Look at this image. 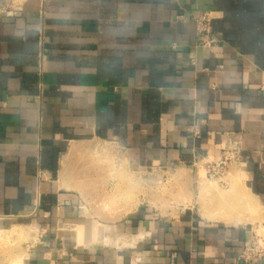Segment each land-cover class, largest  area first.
<instances>
[{"label":"crops","instance_id":"crops-1","mask_svg":"<svg viewBox=\"0 0 264 264\" xmlns=\"http://www.w3.org/2000/svg\"><path fill=\"white\" fill-rule=\"evenodd\" d=\"M0 4V264H246L264 228V0ZM200 159L228 161L225 197L250 215L142 202V169ZM102 196L117 215L90 208Z\"/></svg>","mask_w":264,"mask_h":264},{"label":"rangeland","instance_id":"rangeland-1","mask_svg":"<svg viewBox=\"0 0 264 264\" xmlns=\"http://www.w3.org/2000/svg\"><path fill=\"white\" fill-rule=\"evenodd\" d=\"M227 164L228 161L218 164L208 163L207 161L204 162L200 159V161H197L192 167H182L173 171L170 169H142V202L149 201L154 203L159 209L169 208L174 211H177V207L183 208L188 205L189 201V203L196 202V205L199 207V212L200 208H202L200 213L209 216V214L203 209V206L206 207L205 201L208 203L210 202V205L212 203L222 205V202H219V200H224L226 194L230 192L228 188V181L225 180V176H229ZM120 165L122 164L115 165L116 171L117 168L122 167ZM132 174L134 175V173ZM131 182L132 190L136 189L135 191H138V183H135L133 180H131ZM230 186L236 188L238 187L235 183H232ZM194 193H196V195H194ZM233 195L234 194L228 197V199L234 203L231 206L232 209H245L243 207L244 205L241 203L240 196L237 197ZM114 201L112 200V197H93L92 202H90V208L100 215L115 216L118 213L116 209L119 206L116 204L117 199ZM206 208L209 207L207 206ZM244 212L248 213V215L251 214V212L247 210ZM253 235H255L253 240H258L261 245L264 246V228L261 226L257 229L255 228ZM1 236L0 239L2 240L11 238L9 234ZM4 246L7 250H9V253H12L13 251L15 253V245L6 244Z\"/></svg>","mask_w":264,"mask_h":264},{"label":"built area","instance_id":"built-area-1","mask_svg":"<svg viewBox=\"0 0 264 264\" xmlns=\"http://www.w3.org/2000/svg\"><path fill=\"white\" fill-rule=\"evenodd\" d=\"M8 10V6L5 4H0V14L4 13ZM196 30L198 34L201 36L202 41L205 45H214L215 41L212 39V32H211V19L210 14L207 11L201 12L195 19H194ZM194 134H198V131H195ZM221 161L219 163H222ZM218 163V164H219ZM255 235H253L250 242L245 246L243 251L239 254V260L242 262L249 264L255 260L261 259L264 262V246L257 240L254 241Z\"/></svg>","mask_w":264,"mask_h":264},{"label":"bare ground","instance_id":"bare-ground-1","mask_svg":"<svg viewBox=\"0 0 264 264\" xmlns=\"http://www.w3.org/2000/svg\"><path fill=\"white\" fill-rule=\"evenodd\" d=\"M201 179V178H200ZM199 182H200V180H199ZM122 186V185H121ZM110 187V186H109ZM231 188H233L234 190H235V188L236 187H231ZM203 191V190H202ZM207 193V192H206ZM205 193V194H206ZM213 194H215V193H213ZM241 195V197H240V199H241V203H242V205H244L243 207L245 208V210L247 209V211H250V212H252L253 211V206L251 205V202L247 199V197L244 195V193L241 191V193H240ZM211 195H212V192H211ZM217 195V194H216ZM217 197V196H216ZM149 200V199H148ZM211 201V200H210ZM219 202H222V205H219L218 203H212L211 205L207 202V201H205V206L207 207H209V210H214L215 209V212L213 213V212H211L212 213V215L210 216L211 218H216V219H220V220H224V221H238V220H240L239 219V217L241 216L242 217V215H244V211H242V210H233L232 209V205L234 204V203H232V201L231 200H229L228 198H226V197H224V200H219ZM206 207H204V208H206ZM240 209H242V208H240ZM246 216V215H245ZM91 224L94 226V227H97V223H96V221H94V220H91ZM101 226V225H100ZM15 233V231H9V232H6L5 234H9L10 236H12L13 234ZM1 236V235H0ZM3 236V235H2ZM1 236V237H2ZM12 238V237H11Z\"/></svg>","mask_w":264,"mask_h":264}]
</instances>
